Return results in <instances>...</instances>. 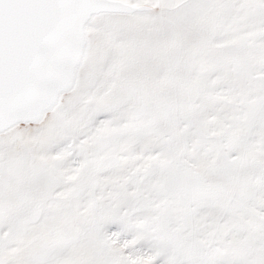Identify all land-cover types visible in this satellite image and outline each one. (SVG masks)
I'll use <instances>...</instances> for the list:
<instances>
[{
  "label": "snow or ice",
  "instance_id": "obj_1",
  "mask_svg": "<svg viewBox=\"0 0 264 264\" xmlns=\"http://www.w3.org/2000/svg\"><path fill=\"white\" fill-rule=\"evenodd\" d=\"M0 264H264V0H0Z\"/></svg>",
  "mask_w": 264,
  "mask_h": 264
}]
</instances>
